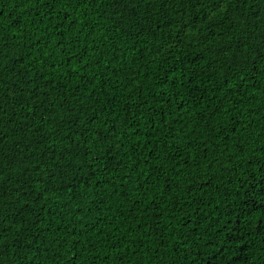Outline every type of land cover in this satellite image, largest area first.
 <instances>
[{
	"label": "trees",
	"instance_id": "16d2710c",
	"mask_svg": "<svg viewBox=\"0 0 264 264\" xmlns=\"http://www.w3.org/2000/svg\"><path fill=\"white\" fill-rule=\"evenodd\" d=\"M0 264H264V0H0Z\"/></svg>",
	"mask_w": 264,
	"mask_h": 264
}]
</instances>
